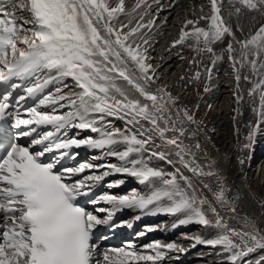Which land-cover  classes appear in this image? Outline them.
<instances>
[{
  "label": "snow or ice",
  "instance_id": "1",
  "mask_svg": "<svg viewBox=\"0 0 264 264\" xmlns=\"http://www.w3.org/2000/svg\"><path fill=\"white\" fill-rule=\"evenodd\" d=\"M163 7L160 0H135L130 9L125 0H0V264H164L169 253L187 251L175 242L138 248L131 241L101 251L98 241L107 237H96V230L116 228L114 219L123 210L138 211L137 221L166 215L177 217L173 229L195 224L209 230L207 239L192 238L193 246L216 250L222 264H264V255L246 259L264 250V228L247 215L241 228L229 227L222 212L238 215L239 193L230 197L231 185L218 162L212 160L206 171L185 144L207 135L196 116L199 103L182 106L152 64L153 30ZM192 16L183 21L169 51L177 49L180 59L184 48L195 54L188 60L191 74L180 80L194 86L200 99L201 87L203 94L212 91L214 69L227 60L235 111L243 115L248 105L256 118L245 125V155L237 158L243 169L257 136L264 134V23L244 35L240 21L245 16L253 24L257 16L264 20V0H206ZM29 100L33 106L25 107ZM7 122L19 130L15 140L30 142L5 145ZM72 130L78 131L70 135ZM81 147L99 151L91 159L104 163L65 165L66 158L79 155L71 150ZM194 147L202 151L199 139ZM173 155L192 177H215L217 188L194 185ZM153 161L173 165L174 171ZM113 175L123 178L108 181L107 188L133 178L143 191L97 195L95 189ZM84 203L107 207L95 209L100 216ZM157 230L146 226V232Z\"/></svg>",
  "mask_w": 264,
  "mask_h": 264
},
{
  "label": "bare ground",
  "instance_id": "2",
  "mask_svg": "<svg viewBox=\"0 0 264 264\" xmlns=\"http://www.w3.org/2000/svg\"><path fill=\"white\" fill-rule=\"evenodd\" d=\"M172 1L173 0H163L162 5L164 7L158 14L157 24L159 27L153 30V46L150 49L152 64L157 70V75L160 77V83L166 84L171 89L173 95L180 96V103L182 106L186 105L192 108L199 103L196 116L197 119H202L204 121V125L206 126L204 131L207 133V135L201 133L196 138L199 139L201 143L202 151L195 149L194 145L196 139L185 140V144L191 148V152L195 155L196 162L204 167L206 171L211 161L216 160L218 162L217 167L223 170V174L228 178V183L231 185L232 190L229 196L233 195L234 197L239 193L241 198L237 201L238 215L233 217L230 212H222L229 227L241 228L243 223L242 217L247 215L256 219L259 226L264 228V207H261V205L264 204V134L257 136L254 151L250 153L251 159L244 168L241 169V166L237 162V158L245 155V153L241 151L247 133L245 125L249 121H255L256 118L253 116L248 105H243L241 109L243 115H239L235 111L237 105L234 102L233 96L234 79L226 59L224 62L218 63L216 69H214L213 80L211 82L212 91L203 94L201 87L202 99L196 95L194 86L185 85L184 82L180 80L181 76H188L191 74L188 60L195 54L190 49L184 48L181 54L185 59H180V56L177 54V49H171V51H169V49L173 39L178 36L179 29L185 18H193V10H195L198 15L200 5L205 4L206 0H176L173 4ZM125 4L126 8L130 9L134 6L135 0H125ZM151 11L155 14L157 6H153ZM222 13L226 15L227 5L222 9ZM24 14L26 15V13ZM260 23H264V20H261L259 16H257L255 24L251 21L250 16H245L240 21L244 35H247L249 30L254 31L259 27ZM233 30L237 32V35L240 34L236 30L234 20ZM217 51H219V46H217ZM118 83L125 91L129 92V95H132L130 86H128L126 82L121 80L118 81ZM53 87L54 86H50V89L52 90ZM209 104L212 105L211 110L207 107ZM233 117H236L235 121ZM114 123L117 126L123 127V122L120 120H114ZM76 131L78 130H72L69 134L74 135ZM80 135L83 137L93 134L90 132H81ZM77 152L82 161H88L89 158V161L94 164L104 163V160L91 159L94 155H100L99 151H92L85 147H81L77 149ZM171 158L176 167H181L185 175L192 177L191 172L183 169L182 166L179 165L177 157L173 155ZM186 159H191V157L188 156ZM153 163L167 171H174L173 165H169L164 161H153ZM250 165L251 168L254 167V170L249 167ZM87 174H89L88 171L82 175ZM121 178L123 177L116 175L114 178H106L104 182L107 185L108 181ZM192 179L194 185L202 187L203 184H207L213 190L217 188L215 177H192ZM126 181L127 182L122 187L116 188L117 192L114 191L115 189H110L111 192L126 193L131 183H137L133 178H126ZM137 185L138 187L136 188L143 191V186L138 183ZM102 193L104 192L97 193V195ZM203 193L211 198V193H209L207 189H203ZM101 206L107 207L106 205ZM97 215L103 216L104 214L101 213ZM136 215H140V213L135 210H123L121 212L120 225L118 228H125L126 222H131L136 226V237H140L136 238L134 236L132 239L125 241L121 246H124L125 243L129 241L133 242L138 248L151 242H175L183 246L187 251L185 253H169L164 264H190V262L193 261L194 263L192 264H222L223 257L217 256L216 250L209 249L203 245L193 246L194 241L192 238L195 236H202L207 239L212 235V232L209 230L199 226V233L195 234L199 229L198 227H193L195 224L178 226L173 229L172 225L176 222L177 217L166 215H158L155 217L142 216V218L137 221L134 219ZM126 217L127 219L125 220ZM146 226L156 227L158 230L149 233L146 232ZM191 229H196L194 231L195 233L190 232ZM140 232H146V234L140 236L138 235ZM108 247H110L108 244L99 245L101 251ZM261 255H264V250H259L246 259H255Z\"/></svg>",
  "mask_w": 264,
  "mask_h": 264
},
{
  "label": "rangeland",
  "instance_id": "3",
  "mask_svg": "<svg viewBox=\"0 0 264 264\" xmlns=\"http://www.w3.org/2000/svg\"><path fill=\"white\" fill-rule=\"evenodd\" d=\"M249 167L251 168V165H250ZM251 169L254 170V167H252ZM256 172H257V171H256ZM132 184H133V183H131V184L128 186L129 189H137V188H136L137 184H133V185H132ZM126 219H127V217L125 218V220H126ZM125 220H124V221H125ZM193 227H194V228L198 227L199 229L197 230L196 233L194 232L196 229H191L192 231L190 230V232H193V233H195V234H198V233H199V230H200V227H199L198 225H194ZM160 235H161V234H160ZM156 238H157V236H156ZM192 263H194V261H193V262H190V264H192Z\"/></svg>",
  "mask_w": 264,
  "mask_h": 264
}]
</instances>
